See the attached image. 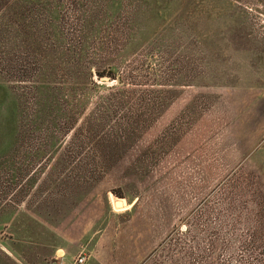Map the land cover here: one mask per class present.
<instances>
[{
    "label": "rangeland",
    "instance_id": "rangeland-1",
    "mask_svg": "<svg viewBox=\"0 0 264 264\" xmlns=\"http://www.w3.org/2000/svg\"><path fill=\"white\" fill-rule=\"evenodd\" d=\"M79 255L264 264V0H0V264Z\"/></svg>",
    "mask_w": 264,
    "mask_h": 264
},
{
    "label": "built area",
    "instance_id": "built-area-1",
    "mask_svg": "<svg viewBox=\"0 0 264 264\" xmlns=\"http://www.w3.org/2000/svg\"><path fill=\"white\" fill-rule=\"evenodd\" d=\"M86 261V257L79 255L78 257H76L75 259V264H84Z\"/></svg>",
    "mask_w": 264,
    "mask_h": 264
},
{
    "label": "bare ground",
    "instance_id": "bare-ground-1",
    "mask_svg": "<svg viewBox=\"0 0 264 264\" xmlns=\"http://www.w3.org/2000/svg\"><path fill=\"white\" fill-rule=\"evenodd\" d=\"M114 206L116 207H122V203L125 202L124 199H114Z\"/></svg>",
    "mask_w": 264,
    "mask_h": 264
},
{
    "label": "water",
    "instance_id": "water-1",
    "mask_svg": "<svg viewBox=\"0 0 264 264\" xmlns=\"http://www.w3.org/2000/svg\"><path fill=\"white\" fill-rule=\"evenodd\" d=\"M103 80H107V77H104Z\"/></svg>",
    "mask_w": 264,
    "mask_h": 264
}]
</instances>
